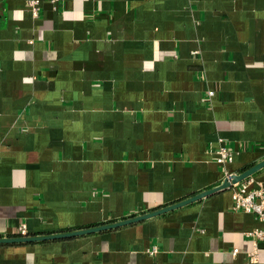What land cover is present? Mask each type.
Masks as SVG:
<instances>
[{"label":"crops","instance_id":"obj_1","mask_svg":"<svg viewBox=\"0 0 264 264\" xmlns=\"http://www.w3.org/2000/svg\"><path fill=\"white\" fill-rule=\"evenodd\" d=\"M29 2L0 0V237L119 221L216 187L220 138L231 172L264 160V0H39L37 15ZM251 177L264 185V167ZM232 195L0 244V264H264L248 235L262 223Z\"/></svg>","mask_w":264,"mask_h":264},{"label":"built area","instance_id":"obj_2","mask_svg":"<svg viewBox=\"0 0 264 264\" xmlns=\"http://www.w3.org/2000/svg\"><path fill=\"white\" fill-rule=\"evenodd\" d=\"M57 2L59 0H52ZM38 4L39 0H30L29 5L35 15L38 14ZM213 90L209 91V94H213ZM216 161L223 166L225 169V179L229 181L232 180L234 172H231L227 165L234 160V153L226 145L223 138L219 139V147L215 151ZM232 189L233 196V209L238 211H245L252 213L256 218L262 223L260 227L249 231L248 235L252 236L255 241H264V185L261 182L255 184L253 177L249 176L245 179L231 183L230 187ZM18 232L20 235H27L28 229L26 223H21L19 225ZM235 252L238 251L236 248ZM252 258H255V253L251 254Z\"/></svg>","mask_w":264,"mask_h":264},{"label":"water","instance_id":"obj_3","mask_svg":"<svg viewBox=\"0 0 264 264\" xmlns=\"http://www.w3.org/2000/svg\"><path fill=\"white\" fill-rule=\"evenodd\" d=\"M264 167V160L257 163L256 165L252 166L251 168L241 172V173H235L232 180H225L220 185L213 187L211 189H207L205 191H202L196 195H193L192 197H189L187 199L178 201L176 203H173L171 205L152 210L140 215H131L129 217H125L119 221H113L101 225H95V226H89L84 227L80 229L70 230V231H63V232H57V233H47V234H27V235H15V236H6V237H0V244H9V243H31V242H38V241H51V240H58V239H65V238H71L75 236L85 235V234H91L106 230H112L119 227H123L126 225H130L136 222L143 221L145 219L158 216L164 213H167L169 211H172L174 209H177L179 207H182L186 204H189L191 202L197 201L202 199L203 197L214 193L216 191L229 188L231 183L241 181L245 179L246 177L251 176L253 173L258 171Z\"/></svg>","mask_w":264,"mask_h":264},{"label":"trees","instance_id":"obj_4","mask_svg":"<svg viewBox=\"0 0 264 264\" xmlns=\"http://www.w3.org/2000/svg\"><path fill=\"white\" fill-rule=\"evenodd\" d=\"M16 235H20L19 233H17Z\"/></svg>","mask_w":264,"mask_h":264}]
</instances>
